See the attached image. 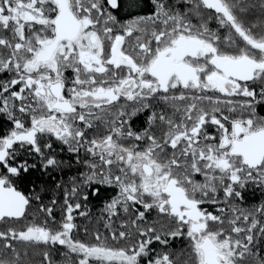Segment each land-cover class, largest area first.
<instances>
[{
    "label": "flooded vegetation",
    "instance_id": "af4514ba",
    "mask_svg": "<svg viewBox=\"0 0 264 264\" xmlns=\"http://www.w3.org/2000/svg\"><path fill=\"white\" fill-rule=\"evenodd\" d=\"M61 4L80 22L79 34L75 39L61 40L48 60L39 61L56 40ZM117 10H112L107 0H0V23L9 32L7 38L0 40V151L7 152L5 161L0 163V180L5 181L6 189L13 187L23 194L17 189L19 177L27 170L21 158L83 154L86 132L94 128V117H98V125L102 123L100 128L115 120L116 135L128 142L127 146L118 144L121 151L146 158L143 165H129L130 172L136 175L141 166L144 176L153 178L143 185L144 191L156 198L161 210L182 222L183 231L202 238L199 247L205 238L215 237L209 232L213 220L208 213L209 203L191 197L188 188L166 173L159 175L170 166L151 158H196L203 149L208 156L224 158L216 163L220 173L230 170L229 158L243 161L241 155L233 154L235 145L264 127L245 131L243 123L251 124L255 117L234 114L232 109L239 98L253 105L255 97L264 94V69L255 71L247 82L243 81L249 76L247 66L229 68L231 76L225 69L228 62L243 59L264 65V38H245L242 47L235 48L213 46L218 39L180 35L167 41L165 47L162 40H157L155 45L144 48L145 54H136L137 50L128 54L123 43L122 57L116 46L122 28L141 17L124 21L117 16ZM95 14H101L99 21L105 19L113 27L101 28L94 21ZM132 36L135 37L131 41L138 39ZM180 38L188 40L184 41L189 46L175 56L172 50ZM189 41L203 46L191 45ZM163 52L168 53L160 58ZM245 92L254 97H244ZM261 106L264 102L256 103L254 111L264 119L258 111ZM159 107L162 111L156 112ZM139 117L146 119L143 127ZM109 132L103 130L102 136ZM109 136L105 143L113 142ZM98 148L99 143H94L87 150L103 158ZM263 164L264 160L258 168L244 165L258 170ZM179 168L180 165L175 171ZM179 191L193 205H180L178 213H174L171 193ZM190 217H198L199 221L195 223ZM6 219L17 220L5 217L0 223ZM201 224L206 225L204 232H191L192 227ZM39 236L40 240H48L43 231H39ZM213 242L220 253L226 252L227 247Z\"/></svg>",
    "mask_w": 264,
    "mask_h": 264
},
{
    "label": "trees",
    "instance_id": "16d2710c",
    "mask_svg": "<svg viewBox=\"0 0 264 264\" xmlns=\"http://www.w3.org/2000/svg\"><path fill=\"white\" fill-rule=\"evenodd\" d=\"M219 1L225 14L208 8L202 0H120L116 14L124 21L135 16H151L159 7L164 11L158 21L143 18L146 21L141 23L142 32L137 40H127L126 52L133 54L137 50L136 54H145L144 48L155 45L157 39L165 47L167 41L180 35L219 39L213 46L235 48L241 47L240 39L264 38V0ZM98 16L101 14H95L94 21L101 28L113 27L105 19L99 21ZM7 34L0 23V40L7 38ZM2 45L0 42V49ZM160 111L161 107L156 109ZM258 111L264 118V106ZM232 112L237 114L240 109ZM97 119L95 116L94 122ZM94 122V128L86 132L83 154L21 158L27 170L19 177L17 189L29 200V206L22 219L0 223V264L80 263V255L49 239L17 238L33 229L50 235L67 231L75 243L129 254L150 242L146 248L150 252L147 260L166 257L169 264H202L194 237L181 229L182 222L161 210L156 198L144 191L140 177L111 158L94 156L88 151L94 143L108 139L109 134L117 144L128 145L127 140L116 135L115 120L105 122L103 128H100L102 123ZM138 122L143 127L146 119L139 117ZM102 129L110 132L102 136ZM170 158L160 155L151 159L170 166ZM176 158L174 163L181 168L175 171V181L188 188L191 197L209 203L208 213L213 215L209 232L219 243L239 245L233 263L264 264V174L246 173L229 195L225 194V188L230 189L226 184L228 179L194 174L186 163L191 158ZM107 160L112 161L110 165ZM114 200L122 202L113 212L111 201Z\"/></svg>",
    "mask_w": 264,
    "mask_h": 264
},
{
    "label": "rangeland",
    "instance_id": "374dc122",
    "mask_svg": "<svg viewBox=\"0 0 264 264\" xmlns=\"http://www.w3.org/2000/svg\"><path fill=\"white\" fill-rule=\"evenodd\" d=\"M159 8L158 9L156 8V11L153 15H151V16L149 15L148 17H144V18H149L147 20L154 19V20L158 21L164 12V11H162L163 10L162 8H160V9ZM2 20H3V17L1 14L0 15V22ZM142 21H146V19L137 18L133 21H130L129 23L126 24V26L124 28H122L121 35H120L121 37L118 38L119 40H118V43L116 45L117 50L121 51L122 57H123V51L122 50H123V46H124L123 43L126 44V42H125L126 39L132 40V38H131L132 35L137 36L142 32V29H141ZM243 39H245V38H243ZM243 39H240V40L243 41ZM254 39L256 40V38H254ZM141 47H143V46H141L139 44V49ZM245 51H241L242 54ZM242 54H240V55H242ZM243 96L244 97H249V96L254 97L253 94L246 93V92L244 93ZM254 101H255V104H253V105L250 104L249 101H245L244 98L243 99L239 98V99L234 101V108L233 109L235 111H237V109L239 108L240 114L242 113V114L247 115V116H245L246 118L255 117L254 119L250 120L251 124H248V122L243 123L245 125V129H246L245 131H247V132H251L252 130H256L260 127L261 128L264 127V119L258 117L254 111V106L256 105V103L264 102V94H262L261 96L258 95V97L256 96ZM105 141H107V140H104V141L99 143L98 150L103 153V155L106 157V159L111 158L112 161H114V162L116 161L118 164H119V162L123 163V166H125L128 169H131L129 167V165L130 166L132 165V167H134L136 163H138L140 165H143V163H145L146 158L136 157L130 153L128 154V153L122 152L121 150H123V149L121 148V146L120 147L118 146L117 142L113 141V142L105 143ZM197 155L198 156L196 158H194V159L189 158L190 160L186 161V163H189L187 165L189 167V170L192 171L194 174H200L202 176L203 175L205 176V174H208V176L211 177L212 179H215V178L228 179L229 181L226 184H227V186L230 187V189H228V187H226L225 188V194L230 195L232 193L235 185L239 184V181L241 180L242 176H246V173H248V176L259 175L262 173L264 174V164L258 170H249L243 164V161H241V159H239V158H229L228 162H229L230 170L227 172H224V173L223 172L220 173L218 171H221V170H219L216 167V163L218 161L224 159V158L208 156L206 153H204L203 149L200 150V152H198ZM180 158L186 159L188 157H180ZM176 159H177L176 157H171L170 158L171 163H174L176 161ZM112 161L107 160L106 163L108 165H110V163ZM171 163H170V167L167 168L168 170H166V172H164V171L161 172L159 175L162 176V175H164V173H166L167 175H169L170 179L176 180L175 177L177 178V176L175 174V169L177 168V166L175 163H174V165H172ZM190 164H192V165L190 166ZM157 165L158 164H156V163L154 164L155 170H157V168H158ZM136 175H137V177L141 178V186L151 182V180L153 179L152 177L150 179H148L144 176V174L142 173L141 166H139L137 168V174ZM130 198H131L130 200L134 201V199L132 197H130ZM121 202L122 201H120V200L111 201L112 210L114 209L113 212L116 209H118V205L121 204ZM113 203H114V205H113ZM39 231L40 230H38V229L29 230L25 233V235L23 237H21V235L19 234L17 236V238H21L24 240H30V241H39L41 239L39 236ZM46 236L48 237L50 242L58 243V245L65 246L72 253L80 255L81 259H80L79 264H169L166 257L158 258L154 261L147 260V257L149 256L150 252L147 251L146 248L150 242H147V244H144L142 247L136 249L134 252L129 254L125 251L109 250V249L104 248V247H93V248H91V247H87V246L82 245V244L75 243L67 231H64L58 235L46 234ZM189 236L191 237L192 235H189ZM192 237H194V239H195L196 248L198 250L197 245L201 243L202 238L197 237V236H192ZM213 240L215 241V243L217 245H220L221 248L227 247L226 252L225 251L223 252L227 256V260H226L225 264H234L233 258L236 255L235 251L237 250L239 245L238 244L233 245L230 243H228V244L227 243H219L217 241L216 236L213 237ZM201 260H202V253H201Z\"/></svg>",
    "mask_w": 264,
    "mask_h": 264
},
{
    "label": "water",
    "instance_id": "95a60500",
    "mask_svg": "<svg viewBox=\"0 0 264 264\" xmlns=\"http://www.w3.org/2000/svg\"><path fill=\"white\" fill-rule=\"evenodd\" d=\"M63 1V0H61ZM207 7L217 11L218 13H224L225 9L223 8L221 2L219 0H203ZM62 3V2H61ZM108 4L113 10H117L119 5V0H108ZM57 37L56 40L43 52L39 61H45L50 58V54L55 51L58 43L63 39H75L79 34L81 24L76 21L73 14L68 10L66 5L61 4V13L57 20ZM184 38H180L176 42V49L172 50V53L177 56V52L179 53L182 48H186L189 45L185 41ZM195 44L197 47H202L203 44L198 41H189ZM49 53L47 56L46 54ZM168 52H163L159 56L160 58L166 55ZM46 56V57H44ZM160 58L155 62L154 66L160 61ZM243 68V66L248 67V79H244L243 81L247 82L252 79V74L260 69H264V65H257L250 60L243 59L239 62H228L226 65V73L227 75H232L231 71H228L229 68L235 70L238 67ZM233 154L241 155L243 157V162L245 165L251 168H257L261 165L264 160V131L258 132L248 138H246L243 142L236 144L233 150ZM7 157L6 149L0 151V163H3ZM5 181L0 180V221L3 218H11L20 220L23 218L26 208L29 205V201L27 198L19 193L15 188L11 187L6 189L4 187ZM174 192V191H173ZM172 194V208L174 213H178L177 208L180 205H188L192 206L183 196L182 192ZM195 223L199 221L198 217H190ZM205 224L196 225L192 227V231L195 233H199L200 231L205 230ZM199 249L203 253V264H221V262L225 261V255L218 252L217 247L213 243V241L209 238L205 239L203 243L200 245Z\"/></svg>",
    "mask_w": 264,
    "mask_h": 264
},
{
    "label": "bare ground",
    "instance_id": "6f19581e",
    "mask_svg": "<svg viewBox=\"0 0 264 264\" xmlns=\"http://www.w3.org/2000/svg\"><path fill=\"white\" fill-rule=\"evenodd\" d=\"M202 1H203V0H202ZM203 2H204V1H203ZM107 3H108V0H107ZM204 3H205V2H204ZM108 5H109V4H108ZM118 6H119V5H118ZM109 7H110V6H109ZM110 8H111V7H110ZM208 8H209V7H208ZM117 9H118V8H117ZM210 9H211V8H210ZM112 10H113V9H112ZM212 10H213V9H212ZM114 11H116V10H114ZM214 11H215V10H214ZM216 12H217V11H216ZM263 131H264V130H263ZM260 132H261V131H260ZM257 133H258V132H257ZM255 134H256V133H255ZM253 135H254V134H253ZM251 136H252V135H251ZM235 155H236V154H235ZM261 164H262V163H261ZM260 166H261V165H260ZM257 168H258V167H257ZM25 212H26V211H25ZM205 226H206V225H205ZM205 229H206V227H205ZM204 231H205V230L200 231V232H204ZM191 232H192V233H195V232L192 231V228H191ZM200 232H199V233H200ZM196 234H198V233H196ZM208 238H209V237H208ZM205 239H207V238H205ZM205 239H204V240H205ZM209 239H211V238H209ZM204 240H203V241H204ZM211 240H212V239H211ZM212 241H213V240H212ZM202 243H203V242H202ZM213 243H214V242H213ZM215 246H216V245H215ZM199 247H200V246H199ZM199 247H198V250L202 253V251L199 249ZM216 247H217V246H216ZM217 249H218V248H217ZM218 252H219V250H218ZM219 253H220V252H219ZM221 254L225 255V257H226V258H225V261H224V262H221V264H223V263L226 262V260H227V256H226V254H224V253H221ZM202 264H203V253H202Z\"/></svg>",
    "mask_w": 264,
    "mask_h": 264
}]
</instances>
